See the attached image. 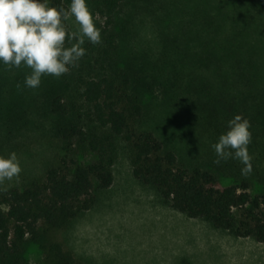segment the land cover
Masks as SVG:
<instances>
[{"label":"trees","instance_id":"1","mask_svg":"<svg viewBox=\"0 0 264 264\" xmlns=\"http://www.w3.org/2000/svg\"><path fill=\"white\" fill-rule=\"evenodd\" d=\"M69 1L50 4L67 9ZM122 4L101 1V42L85 46L67 79L46 96L50 112L60 118L46 163L37 173L22 171L21 181L0 187V264H30L28 241L44 255L39 264H84L57 233L92 209L96 189L113 185L121 145L129 150L134 177L156 188L173 209L264 244V188L254 194L246 180L220 184L214 171L181 163L153 130L141 126L152 91L173 101L176 115L212 121L221 114L226 107L219 97L210 95L205 103L197 93L208 90L196 71L200 67L212 69L216 95L224 84L259 86L264 41L251 38L246 24L264 27V0H199L192 10L171 6L163 25L167 30L178 20L179 30L164 34L159 58L152 61L125 52L123 36L114 30Z\"/></svg>","mask_w":264,"mask_h":264},{"label":"rangeland","instance_id":"2","mask_svg":"<svg viewBox=\"0 0 264 264\" xmlns=\"http://www.w3.org/2000/svg\"><path fill=\"white\" fill-rule=\"evenodd\" d=\"M101 1L87 0V3L102 33ZM198 1L123 0L115 16L114 30L123 36L125 52L135 53L141 60L159 58L164 34L173 35L179 30L178 20L175 26L165 30L163 20L168 9L181 5L189 6V10ZM65 24L70 31L79 28L74 17ZM252 26L246 24L251 38L260 36L264 41V27L253 29ZM88 45L96 44L85 39L82 46ZM196 71L208 89L197 93L205 103L210 95L219 97L225 110L212 121H195L185 113L176 115L174 102L159 95L160 91L156 94L152 91L145 98L142 128L153 130L166 149L178 154L181 163L211 169L222 185L249 181L253 193H259L264 188V80L252 87L231 86L232 83L226 86L223 82V91L216 95L219 84L212 76V69L200 67ZM30 72L23 64L16 68L0 63V155L15 151L25 176L37 173L46 163L45 157L53 151L54 144L50 143L55 140L53 130L60 118L50 112L45 99L68 77L67 73L59 77L42 75L39 87L30 88L24 84L25 75ZM224 74V80L227 77L229 80V74ZM236 114L251 122L248 150L253 168L247 175L241 173L243 164L239 159L230 157L215 163L212 147L227 130V121ZM114 175L110 188L95 190L97 200L92 209L57 233L58 239L84 264H264L263 243L253 237H237L204 219L190 218L173 209L156 188L137 180L125 145L119 147ZM22 179L19 174L0 183V187ZM25 257L30 264H39L44 255L37 244L28 241Z\"/></svg>","mask_w":264,"mask_h":264},{"label":"clouds","instance_id":"3","mask_svg":"<svg viewBox=\"0 0 264 264\" xmlns=\"http://www.w3.org/2000/svg\"><path fill=\"white\" fill-rule=\"evenodd\" d=\"M74 17L77 31H69L65 22ZM66 38L69 46H65ZM87 39L101 42V28L95 24L94 13L87 0H71L67 9L53 6L50 0H0V63L31 69L24 84L37 88L42 75L59 77L76 66L86 53L82 46ZM74 41V42H73ZM252 139L251 122L242 114L227 121V130L212 145L215 163L228 158L239 159L241 173L252 172V156L248 145ZM22 171L15 151L0 155V183L18 177Z\"/></svg>","mask_w":264,"mask_h":264}]
</instances>
